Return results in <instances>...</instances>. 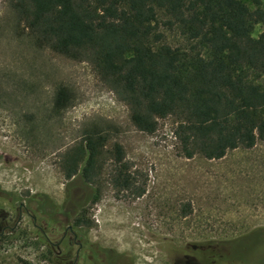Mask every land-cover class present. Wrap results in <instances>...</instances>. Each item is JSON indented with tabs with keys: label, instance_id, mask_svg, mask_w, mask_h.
I'll use <instances>...</instances> for the list:
<instances>
[{
	"label": "rangeland",
	"instance_id": "374dc122",
	"mask_svg": "<svg viewBox=\"0 0 264 264\" xmlns=\"http://www.w3.org/2000/svg\"><path fill=\"white\" fill-rule=\"evenodd\" d=\"M241 1L256 9L253 0ZM11 2L0 0V206L15 215L22 200L45 195L71 224L84 206L94 222L90 243L135 264H184L192 257L190 245L205 242L219 264H264V144L231 150L220 160L183 157L174 118L160 119L152 135L139 131L128 107L89 63L36 45ZM158 30L164 43L186 45L176 29L161 22ZM263 32L258 25L255 36ZM62 86L72 91L74 103L55 112ZM92 128L108 134L106 148L123 147L138 185L146 189L143 196L118 192L104 177L102 196L94 202L92 187L80 176L66 179L62 155ZM107 162L111 170L112 159ZM185 208L191 209L187 216ZM35 217L40 224L48 221L44 213ZM23 223L31 229L8 238L0 264H54L53 251L36 240L42 236L32 220L25 216Z\"/></svg>",
	"mask_w": 264,
	"mask_h": 264
},
{
	"label": "trees",
	"instance_id": "16d2710c",
	"mask_svg": "<svg viewBox=\"0 0 264 264\" xmlns=\"http://www.w3.org/2000/svg\"><path fill=\"white\" fill-rule=\"evenodd\" d=\"M253 3L256 9L241 0H12L11 8L39 48L89 63L139 131L152 135L172 117L183 157L220 160L264 144V32L255 36L264 8ZM161 22L186 45L164 43ZM54 103L55 112L72 106V91L60 87ZM108 141L102 130H86L61 157L64 176H80L94 202L104 177L118 192L143 196L123 147L108 149ZM81 208L73 225L89 231L94 222Z\"/></svg>",
	"mask_w": 264,
	"mask_h": 264
},
{
	"label": "flooded vegetation",
	"instance_id": "af4514ba",
	"mask_svg": "<svg viewBox=\"0 0 264 264\" xmlns=\"http://www.w3.org/2000/svg\"><path fill=\"white\" fill-rule=\"evenodd\" d=\"M33 196L27 200H22L16 206L15 215L8 214L5 207L0 206V249L5 245L8 238L21 236L31 229V226L24 224V217L32 220V227L41 233L42 238L37 237V241H45L53 251L56 260L54 264H103L109 259L112 264H135V261L125 254H118L110 249L91 244L88 230L78 228L70 223L66 216L56 213V207L49 201L40 205ZM17 205V202L10 200ZM44 209L45 211H43ZM47 211V213H45ZM44 213L47 223H39L35 215ZM54 213V214H52ZM53 226V231H48ZM32 231V230H31ZM210 242L190 245L191 256H186L184 264H219L214 255H210ZM110 262L108 264H110ZM226 264V263H224Z\"/></svg>",
	"mask_w": 264,
	"mask_h": 264
}]
</instances>
